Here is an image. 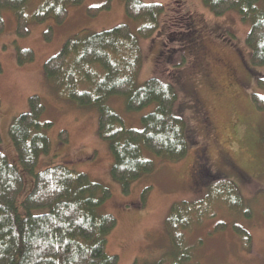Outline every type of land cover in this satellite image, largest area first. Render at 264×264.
<instances>
[{
	"label": "rangeland",
	"instance_id": "rangeland-1",
	"mask_svg": "<svg viewBox=\"0 0 264 264\" xmlns=\"http://www.w3.org/2000/svg\"><path fill=\"white\" fill-rule=\"evenodd\" d=\"M42 1L31 0L26 8V36L17 35L14 13L4 11L6 26L0 34V148L9 160L20 168L9 128L18 115L29 110L30 97L39 96L45 106L41 119L52 124L46 130L52 149L49 155L41 156L37 171L67 164L110 190L111 196L99 213L117 219L106 251L119 257L118 264H155L165 257L172 262L173 245L166 219L175 204L203 198L215 174L238 186L243 211L232 212L221 202L215 204L211 216L200 221L195 217L191 229L185 232L192 254L189 264H264V110L257 108L252 98L254 93L264 95L258 81L264 76V66L251 65L252 50L246 39L252 22L243 21L235 10L217 16L202 0H143L163 4L165 13L154 35L140 39L144 64L136 85L150 78L173 84L178 93L174 114L185 120L189 137L197 144L177 162L145 151L154 168L137 179L126 195L111 176L114 159L109 142L98 133V107L78 106L71 101L61 84L46 76L44 66L77 33L92 34L119 24L137 31L140 24L126 14V0H111L108 9L95 14L89 9L108 0H84L69 9L62 24L55 25L51 20L36 23L33 14ZM52 25L53 36L47 41L45 32ZM20 48L32 49L35 59L19 65ZM108 104L127 127L134 129L143 128L142 117L156 106L129 111L121 96H113ZM62 131L68 135L65 141L60 137ZM147 187L151 190L146 205L141 207L140 198ZM30 188L29 176L19 202ZM246 210L250 218L244 215ZM219 222L227 226L215 231ZM235 224L251 234L250 247L234 231Z\"/></svg>",
	"mask_w": 264,
	"mask_h": 264
},
{
	"label": "trees",
	"instance_id": "trees-1",
	"mask_svg": "<svg viewBox=\"0 0 264 264\" xmlns=\"http://www.w3.org/2000/svg\"><path fill=\"white\" fill-rule=\"evenodd\" d=\"M30 1L0 0V34L6 26L5 10L15 15L17 35L29 34L26 8ZM110 1L91 7L90 14L108 9ZM202 1L217 16L235 10L243 21L252 22L246 39L252 50L251 65L264 66V0ZM83 2L43 0L34 11V21L62 24L69 9ZM125 9L129 17L139 22L137 31L128 24H119L92 34L77 33L47 60L44 71L49 79L61 84L75 104L98 107V133L109 142L114 159L111 176L128 195L133 183L154 168L145 151L177 162L197 143L190 139L185 120L174 114L178 93L173 84L150 78L141 86L136 85L144 64L140 39L152 37L158 30L164 5L126 0ZM53 32V25L49 26L45 32L47 41L52 39ZM34 59L32 49H18L19 65ZM258 81L264 90V76ZM113 96L123 97L129 111L156 106L142 117V129L129 128L108 104ZM252 98L257 108L264 110V95L254 93ZM29 103V110L18 115L9 128L20 168L0 148V264H118L119 257L106 251L117 219L112 214L99 213L100 206L111 196L110 190L67 164L37 171L41 156L49 155L52 149L46 133L52 124L41 119L45 106L39 96H31ZM60 137L65 141L67 132L62 131ZM1 142L0 131V145ZM208 175L211 177L212 173ZM29 176L31 188L19 202L18 196ZM212 180L213 185L203 198L172 207L166 230L173 245V259L169 262L165 257L155 264H189L192 254L185 232L191 229L195 217L200 221L211 216L216 203H224L235 213L243 211L244 200L238 186L216 174ZM150 190L147 187L142 192L141 207L146 205ZM37 209L46 212L36 214ZM244 215L250 218L251 214L246 210ZM226 226L219 222L215 231ZM233 229L250 247L252 238L248 230L239 224L233 225Z\"/></svg>",
	"mask_w": 264,
	"mask_h": 264
},
{
	"label": "bare ground",
	"instance_id": "bare-ground-1",
	"mask_svg": "<svg viewBox=\"0 0 264 264\" xmlns=\"http://www.w3.org/2000/svg\"><path fill=\"white\" fill-rule=\"evenodd\" d=\"M10 152H12V151H10ZM13 155V154H12ZM197 215V214H196ZM200 229V228H199Z\"/></svg>",
	"mask_w": 264,
	"mask_h": 264
}]
</instances>
